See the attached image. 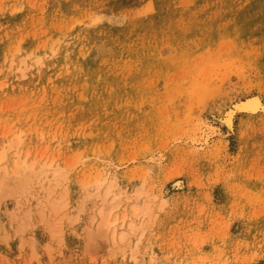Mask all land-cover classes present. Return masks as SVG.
Segmentation results:
<instances>
[{"label": "rangeland", "instance_id": "1", "mask_svg": "<svg viewBox=\"0 0 264 264\" xmlns=\"http://www.w3.org/2000/svg\"><path fill=\"white\" fill-rule=\"evenodd\" d=\"M0 264H264V0H0Z\"/></svg>", "mask_w": 264, "mask_h": 264}, {"label": "bare ground", "instance_id": "2", "mask_svg": "<svg viewBox=\"0 0 264 264\" xmlns=\"http://www.w3.org/2000/svg\"><path fill=\"white\" fill-rule=\"evenodd\" d=\"M238 108H240V110L238 109ZM260 108H261V104H260V101L255 97V98H249V99H247V100H245L244 102H241L239 105H237V107H236V109L235 110H239V112H244V113H246V114H251V115H253V114H256L257 113V111L258 110H260ZM227 118V117H226ZM229 118H231L230 116H229ZM228 119V118H227ZM226 119V120H227ZM226 122H228V121H226ZM230 123V122H229ZM230 125V124H229ZM4 173V172H3ZM113 184L114 185H116L114 182H113ZM181 185V184H180ZM114 187H117V186H114ZM120 195V194H119ZM123 197V196H122ZM126 198L124 197V200H125ZM128 199V198H127ZM119 200H121V199H119ZM129 200V199H128ZM114 201H116V203H118L117 202V200H114ZM123 201V200H122ZM122 201H121V203H122ZM112 203H115V202H112ZM115 206H117V205H115ZM114 209V208H113ZM105 221V220H104ZM113 223L114 222H111L110 224H108V228L109 227H111V226H113ZM121 238H123V235L121 236ZM139 242V241H138ZM151 257V256H150ZM153 257V256H152ZM133 260H134V258H133ZM153 262H154V260H153ZM152 263V262H151ZM155 263V262H154Z\"/></svg>", "mask_w": 264, "mask_h": 264}]
</instances>
